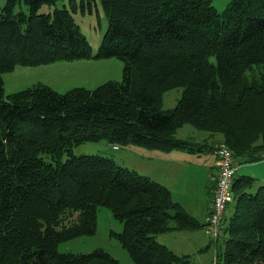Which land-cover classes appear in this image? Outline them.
I'll return each instance as SVG.
<instances>
[{"label": "trees", "instance_id": "1", "mask_svg": "<svg viewBox=\"0 0 264 264\" xmlns=\"http://www.w3.org/2000/svg\"><path fill=\"white\" fill-rule=\"evenodd\" d=\"M19 1L0 8V264H121L99 248L57 250L94 233L99 206L123 224L111 233L136 264H196L156 239L205 227L165 185L72 148L106 139L200 154L226 144L234 159L264 160V0H229L221 11L212 0H99L107 27L94 55L75 0L51 13L38 10L58 0H23L27 11ZM94 1L80 0L81 12ZM111 56L123 62L121 80L65 92L38 82L4 95L2 75L16 65ZM177 87V104L163 109V93ZM186 124L219 138L177 137ZM237 168L214 264H264V183Z\"/></svg>", "mask_w": 264, "mask_h": 264}, {"label": "rangeland", "instance_id": "2", "mask_svg": "<svg viewBox=\"0 0 264 264\" xmlns=\"http://www.w3.org/2000/svg\"><path fill=\"white\" fill-rule=\"evenodd\" d=\"M6 0H0V8ZM77 4L76 12H72L75 21L80 26L81 31L87 37L91 46V54H96L100 40L107 27V18L104 15L99 0L91 4V11L88 9L84 13L79 7L80 0H75ZM229 0H212L214 7L221 11ZM69 6V0H58L55 5H43L38 12L51 13L55 7ZM85 8L86 5H85ZM16 10L27 11L23 0L16 5ZM123 62L117 57L108 58H82L71 61H57L55 63L36 66L16 65L15 68L2 75L4 82V95L24 89L34 83H44L51 86L58 92H65L72 87H85L93 89L108 80H121ZM258 67L249 72L251 77H255ZM182 89L171 88L163 93L161 107L169 109L177 104ZM264 107V102H263ZM264 110V109H263ZM198 130L186 124L177 130L176 136L179 138L195 139L193 133ZM216 138H219L218 136ZM218 140V139H216ZM223 143V142H222ZM224 144V143H223ZM132 148H138L136 145ZM225 146H227L225 144ZM228 147V146H227ZM127 145L113 144L106 139L98 141H86L72 148L75 155L99 154L112 157L119 164L124 165L122 156L127 150ZM229 148V147H228ZM204 154H208L205 152ZM205 161L208 155H205ZM66 156H63L65 158ZM128 158V156H127ZM126 158V159H127ZM134 163L136 154L129 157ZM240 157H235V162H239ZM194 168V169H193ZM194 172L185 179L182 187L183 196L193 199L197 207L202 206L203 198L209 197L210 180L207 170L200 167L198 170L193 166ZM238 176L248 175L255 179L254 186L264 183V160L246 162L240 160L237 168ZM234 209V199L227 204V214L224 221L227 224ZM123 224L115 219L109 208L99 206L96 213V227L92 234H83L58 244L59 252L89 253L94 249H103L121 264H136L122 248L119 241L111 232H121ZM224 232L216 239L212 238L205 227L195 230L168 231L156 237L158 242L165 243L170 249L178 254L188 253L192 262L196 264H214L216 252H220L224 246Z\"/></svg>", "mask_w": 264, "mask_h": 264}, {"label": "crops", "instance_id": "3", "mask_svg": "<svg viewBox=\"0 0 264 264\" xmlns=\"http://www.w3.org/2000/svg\"><path fill=\"white\" fill-rule=\"evenodd\" d=\"M193 135H195V140L206 139L208 142L212 143H214V139H216L215 137H209L206 132L201 131L193 133ZM132 147L133 146L128 145L127 150H125V154L122 156L121 162L124 166L132 168L137 172L147 175L153 180L165 185L170 190L174 200L181 203V205L191 215L196 217L200 222L204 223L205 216L212 204V193L217 174V161L213 150L209 151L208 154H204L205 152L198 154L178 150L162 152L140 146H137L138 148ZM135 154L137 159L134 163L129 157L131 155L134 156ZM205 155H208L207 161H205ZM193 166L196 167L197 170L200 167L205 168L207 170L208 179L210 180L209 197L208 199L203 198L202 206L200 207L195 205L193 199L184 197L182 193V187L185 179L194 172Z\"/></svg>", "mask_w": 264, "mask_h": 264}, {"label": "built area", "instance_id": "4", "mask_svg": "<svg viewBox=\"0 0 264 264\" xmlns=\"http://www.w3.org/2000/svg\"><path fill=\"white\" fill-rule=\"evenodd\" d=\"M218 157V175L212 193V204L205 216L207 232L217 238L223 230V221L227 204L232 200L231 186L237 168L232 151L226 146H219L214 151Z\"/></svg>", "mask_w": 264, "mask_h": 264}]
</instances>
